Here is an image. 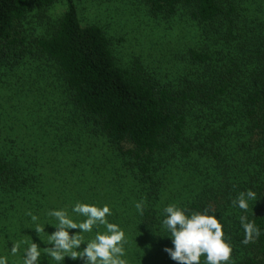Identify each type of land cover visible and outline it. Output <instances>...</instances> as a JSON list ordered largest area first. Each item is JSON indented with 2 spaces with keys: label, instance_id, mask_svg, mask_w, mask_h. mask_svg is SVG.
<instances>
[{
  "label": "trees",
  "instance_id": "1",
  "mask_svg": "<svg viewBox=\"0 0 264 264\" xmlns=\"http://www.w3.org/2000/svg\"><path fill=\"white\" fill-rule=\"evenodd\" d=\"M83 1L0 0V254L19 240L43 252L55 225L40 240L27 213L43 224L82 200L112 206L130 264H176L159 224L178 203L222 214L233 264H264V0H144L167 31L179 16L195 27L178 52L157 51L156 69L123 65L107 31L82 23ZM36 12L38 35L25 23ZM249 188L248 212L232 208ZM242 214L261 229L248 245Z\"/></svg>",
  "mask_w": 264,
  "mask_h": 264
},
{
  "label": "clouds",
  "instance_id": "2",
  "mask_svg": "<svg viewBox=\"0 0 264 264\" xmlns=\"http://www.w3.org/2000/svg\"><path fill=\"white\" fill-rule=\"evenodd\" d=\"M256 199L251 188L239 192L231 200L230 206L242 213L249 210V201ZM138 214L143 215L144 201L134 205ZM211 207L192 210L178 203H169L162 209L159 230L171 241L163 251L176 264H233V245L225 233L221 222L223 216ZM36 233H47L46 225L55 231L48 234L43 248L34 242L19 240L8 247L9 255L0 254V264H17L12 257H19L18 264H39V258L46 254L49 264H62L65 257L81 259L84 264H130L126 245V230L119 222L109 218L113 208L108 203L97 204L77 200L70 208H52L46 213L51 218L41 224L40 217L31 211L27 213ZM239 226L243 229L242 244L248 245L261 235V229L247 215L239 216ZM78 231L72 232L71 230ZM41 240V237L39 235ZM26 245V247H22ZM81 245H84L81 248Z\"/></svg>",
  "mask_w": 264,
  "mask_h": 264
},
{
  "label": "rangeland",
  "instance_id": "3",
  "mask_svg": "<svg viewBox=\"0 0 264 264\" xmlns=\"http://www.w3.org/2000/svg\"><path fill=\"white\" fill-rule=\"evenodd\" d=\"M66 9L64 2L57 3L44 13L45 23L57 21ZM79 14L84 25H99L107 31L117 59L130 67L142 59L146 66L156 69L157 51L170 49L176 53L194 36L195 27L184 16L174 18L179 26L173 33L167 31L169 22L156 19L144 0H85L79 5ZM37 15L34 13L25 22L36 35L47 28Z\"/></svg>",
  "mask_w": 264,
  "mask_h": 264
}]
</instances>
